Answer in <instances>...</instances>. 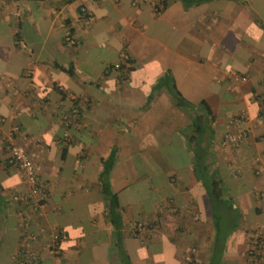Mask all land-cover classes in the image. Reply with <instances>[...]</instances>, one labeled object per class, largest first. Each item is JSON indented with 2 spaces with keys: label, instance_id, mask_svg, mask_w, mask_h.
<instances>
[{
  "label": "crops",
  "instance_id": "1",
  "mask_svg": "<svg viewBox=\"0 0 264 264\" xmlns=\"http://www.w3.org/2000/svg\"><path fill=\"white\" fill-rule=\"evenodd\" d=\"M165 72L190 105L158 84ZM14 126L39 201L7 160ZM111 147L128 261L99 191ZM257 227L264 237V0H0V264H262L264 243L247 253Z\"/></svg>",
  "mask_w": 264,
  "mask_h": 264
},
{
  "label": "trees",
  "instance_id": "2",
  "mask_svg": "<svg viewBox=\"0 0 264 264\" xmlns=\"http://www.w3.org/2000/svg\"><path fill=\"white\" fill-rule=\"evenodd\" d=\"M80 5L81 4L78 5L77 11L82 15L86 14L84 12H81ZM130 63H131V59L127 55L125 57H122V55H120V59L116 67L119 68L120 70H127V69L129 70L131 68ZM158 84L163 85L174 96L176 105L183 106V105L191 104L181 95L180 91L176 88L175 84L173 83L170 75H168L166 72L164 73V75H162L160 79H158ZM75 100L77 101V98ZM209 115H210L209 116V121H210L212 117L211 114ZM191 118L194 123L193 124L194 131L196 132V134L201 133L203 131V125H204L203 120L200 117L199 118L191 117ZM190 137L189 140L191 139ZM115 153H116L115 147H111L106 157L101 160L102 169L98 174V180L100 182L99 191L104 199V209L107 220L111 225V233L113 234L114 237L113 242L116 248L118 249L117 256L120 257L121 260L128 261L127 253L123 248V244H122L123 222L121 218L120 207L118 204L116 192H114L110 188L108 181V173L110 168L112 167V164L114 163ZM208 178L209 176L206 179L203 178V186L206 190V193L210 199L218 198L220 192L219 179H214L211 177L208 180ZM57 236L58 233H56V237ZM263 243H264V237L254 236L253 230H251V236L249 238L247 253L250 254L252 257L255 256L257 258L260 257L263 248ZM262 264H264V262H262Z\"/></svg>",
  "mask_w": 264,
  "mask_h": 264
},
{
  "label": "built area",
  "instance_id": "3",
  "mask_svg": "<svg viewBox=\"0 0 264 264\" xmlns=\"http://www.w3.org/2000/svg\"><path fill=\"white\" fill-rule=\"evenodd\" d=\"M80 10L81 12H84L86 14H90L88 9L85 7V5L81 4L80 5ZM65 38L70 40L71 38L69 37L68 31H65L64 34ZM122 57H125L126 54H121ZM225 77H227L229 80L232 81H242L246 79V76L244 74L239 73L235 69H228L225 72ZM71 99H74L75 96L73 94H69ZM77 112L76 106H72L69 110H66L62 112L61 118L63 120H68V118L74 117ZM17 132L16 127H11L8 135L6 137L7 143L6 147L8 150V156L7 160L10 164L14 165L20 172L23 177V181L26 184L27 187V192L28 194L26 196H35V200L39 201L42 196L44 195V186L42 185L41 178L34 168L33 162L30 159L26 147L24 144L16 143L14 142L13 135ZM245 137V132L244 131H236V132H226L223 135V140L224 142H229L233 144H237L241 139ZM24 194L21 195L23 197ZM253 235L254 236H259L263 237V234L259 228H254L253 230ZM53 238H56V233H54Z\"/></svg>",
  "mask_w": 264,
  "mask_h": 264
},
{
  "label": "rangeland",
  "instance_id": "4",
  "mask_svg": "<svg viewBox=\"0 0 264 264\" xmlns=\"http://www.w3.org/2000/svg\"><path fill=\"white\" fill-rule=\"evenodd\" d=\"M128 70V69H127ZM126 70V71H127ZM162 80H163V78H162ZM124 93H125V91H122L121 93H119L118 95H120V99H121V96H123L124 95ZM133 95V93H128V96L129 97H131ZM110 96L112 97V99L114 100V97H115V95L114 94H110ZM173 144V143H172ZM172 146H179L178 148H182V146H180V144H178V143H176L175 145H172ZM163 149V151H165L166 152V150L165 149H167V150H172L171 149V147L169 146L168 148L167 147H164V148H162ZM173 158H175V159H173ZM172 158V160L174 161V163H175V161H177V164H179L180 162H182L183 161V159H182V157L181 156H179V157H173ZM170 164H172L173 165V163H170ZM175 165V164H174ZM216 202V201H215ZM214 205H217V202L214 204ZM215 210V209H214ZM216 211V210H215ZM224 225V221H222V226ZM220 227V226H219ZM258 228V227H257ZM252 230H254V229H252ZM247 244H249V240L247 241ZM248 246V245H247Z\"/></svg>",
  "mask_w": 264,
  "mask_h": 264
}]
</instances>
